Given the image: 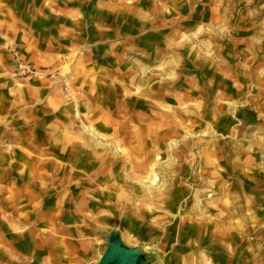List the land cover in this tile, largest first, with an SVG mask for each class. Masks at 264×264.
<instances>
[{
	"label": "rangeland",
	"instance_id": "rangeland-1",
	"mask_svg": "<svg viewBox=\"0 0 264 264\" xmlns=\"http://www.w3.org/2000/svg\"><path fill=\"white\" fill-rule=\"evenodd\" d=\"M264 264V0H0V264Z\"/></svg>",
	"mask_w": 264,
	"mask_h": 264
},
{
	"label": "water",
	"instance_id": "water-1",
	"mask_svg": "<svg viewBox=\"0 0 264 264\" xmlns=\"http://www.w3.org/2000/svg\"><path fill=\"white\" fill-rule=\"evenodd\" d=\"M99 264H147V261L140 247L128 246L118 235H112Z\"/></svg>",
	"mask_w": 264,
	"mask_h": 264
}]
</instances>
